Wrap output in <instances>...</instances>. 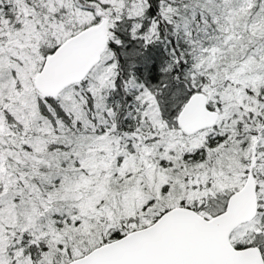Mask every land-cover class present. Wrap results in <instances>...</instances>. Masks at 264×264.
<instances>
[{"label":"snow or ice","instance_id":"snow-or-ice-1","mask_svg":"<svg viewBox=\"0 0 264 264\" xmlns=\"http://www.w3.org/2000/svg\"><path fill=\"white\" fill-rule=\"evenodd\" d=\"M0 264H264V0H0Z\"/></svg>","mask_w":264,"mask_h":264}]
</instances>
